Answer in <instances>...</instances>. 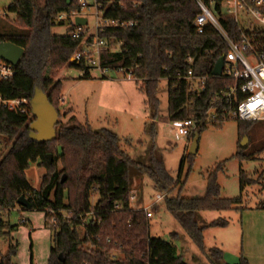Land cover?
Masks as SVG:
<instances>
[{"label":"trees","instance_id":"trees-1","mask_svg":"<svg viewBox=\"0 0 264 264\" xmlns=\"http://www.w3.org/2000/svg\"><path fill=\"white\" fill-rule=\"evenodd\" d=\"M97 1L104 21L135 23L130 29L105 27L97 33L109 46L121 43L119 51L107 50L101 55L100 66L108 72L120 71L136 81L149 112L150 121L145 126L149 137L155 136L157 94L162 80L167 83L169 122L193 121L196 127L189 136L192 138L207 125L218 129L224 122L220 111L212 122H206L204 114L233 81L211 75L215 62L226 53V45L211 29L207 28L202 35L195 33L192 24L198 10L193 0ZM74 9L75 0L69 6L65 0H10L6 13L13 15L16 23L13 30L0 34V43L14 44L23 50V55L14 67L13 78L0 83L2 98L30 101L38 89L58 112L61 79L57 75L65 66L81 72L78 80L92 79L90 69L82 62L69 64L82 37L73 38V32L64 36L51 34L57 16ZM220 23L230 39L238 41L244 35L257 54H264V30H243L230 16H222ZM92 39L89 37L86 43ZM188 74L207 78L201 93L187 91L184 77ZM32 121L11 107L0 109V138L8 146L5 154L0 151V238L8 236V231L13 229L2 215L20 210L16 201L24 197L31 210L45 214L47 225L54 231L48 264H186L177 256L171 242L148 235V219L143 210L130 207L133 183L130 169L148 179L155 193L165 196L166 211L200 251L205 228H222L227 222L219 220L200 226L196 215L228 211L242 203L241 196L229 200L220 197L216 178L221 165L207 172L202 197H170L183 183L171 178L161 155L153 147L143 161L135 162L121 150L120 140L113 132L92 131L74 117L57 123L52 142L39 144L28 136ZM238 123L242 137L246 127L241 125L243 122ZM48 156L52 158L51 163ZM236 158L248 159L242 155ZM33 163L46 172L38 189H32L25 178V171ZM57 163L62 167L60 170L56 168ZM253 184L240 170L239 191ZM92 194L99 197L94 207L89 202ZM171 236L176 238L174 233ZM110 251H118L122 257L115 258ZM14 255V248L9 247L7 257L0 264H12ZM205 257L208 264H225L217 248L210 249ZM237 264H247V261L240 258Z\"/></svg>","mask_w":264,"mask_h":264},{"label":"rangeland","instance_id":"rangeland-1","mask_svg":"<svg viewBox=\"0 0 264 264\" xmlns=\"http://www.w3.org/2000/svg\"><path fill=\"white\" fill-rule=\"evenodd\" d=\"M90 9L83 8L79 16L87 21L86 32L94 34L96 23L101 18L95 8L94 0H86ZM10 0L0 1V34L15 27V18L6 13ZM238 23L246 30L256 29L251 20L238 16ZM76 31L71 23L68 26L55 25L51 34L64 36ZM81 72L65 66L57 75L61 79V96L58 99V122L65 123L70 113L65 110L67 104L80 122L87 121L92 131L106 129L113 132L119 141L121 150L133 161L141 162L153 147L162 157L163 166L173 180L182 186L177 187L170 197L200 198L205 192V177L208 171L221 165L217 173L220 197L234 199L241 196V205L224 212H201L196 215L198 225H210L219 220L227 222L225 227H207L203 231L200 251L183 233L171 215L166 211L163 201L152 205L155 193L151 182L142 178L133 169L129 175L133 183L129 196L132 210L145 207L152 212L148 222V235L171 242L186 264H208L205 255L212 248L222 252L223 263L237 264L244 258L247 264H264V121L242 123L245 132L240 137L239 123L226 120L218 129L207 125L198 135L197 151L188 155L192 137H176L175 128L167 116V83L160 81L157 98L158 117L155 121L153 139L146 133L149 112L143 93L137 90L128 76L120 71H109L104 80L96 69H90L91 81L78 80ZM148 118V120H147ZM247 139L245 148L240 147L243 138ZM8 149L0 138V151ZM236 155L248 157L239 161ZM190 156V157H188ZM183 161V163H182ZM52 162V158H51ZM60 170V163L56 164ZM254 182L242 192L239 191V172ZM45 170L36 163L30 164L25 178L32 189H38ZM64 176H62L63 178ZM99 197L92 194L90 205L94 207ZM238 208V209H235ZM2 219L13 227L8 236L0 238V260L7 257L9 247L14 248L12 264H48L50 249L53 247L54 231L47 225L43 212L17 209L3 214ZM23 222V223H22ZM172 233L176 234L173 238ZM115 258H121L118 251H110Z\"/></svg>","mask_w":264,"mask_h":264},{"label":"built area","instance_id":"built-area-1","mask_svg":"<svg viewBox=\"0 0 264 264\" xmlns=\"http://www.w3.org/2000/svg\"><path fill=\"white\" fill-rule=\"evenodd\" d=\"M75 1L76 9L69 13H60L56 19L57 23L69 22L73 24L76 18H83L79 16L81 9H90L86 0ZM193 2L198 10V15L192 24L195 33L202 35L208 28L221 38L226 45V53L223 55V68L219 78L233 81V85L222 92L213 101V107L204 114L206 122L215 121L218 110L220 118L224 121L235 120L243 123L264 121V54H257L251 42L244 35L238 41L230 39L220 23L222 16H230L234 18L241 29L246 30L238 23V16H243L251 20L256 29L264 30V0H193ZM94 4L97 12L101 14L100 20L96 23L95 33L88 34L86 26L75 27L76 31L71 36L75 39L82 37V42L70 59L73 60L72 63L82 62L84 67L96 69L101 76H105L108 71L101 68L100 57L107 50L119 51L121 43L109 46V42L106 39H99L97 33L105 27L130 29L135 26V23L132 21H104L102 11H99L100 4L97 0H94ZM89 37L93 38L92 42L86 43ZM13 76L14 67L0 61V83L11 80ZM184 80L189 93L199 94L203 91L207 78L193 77L188 74ZM8 107H11L19 115L25 116L28 121L33 119L30 101L26 99L8 100L0 96V109ZM172 124L176 137H189L196 127L191 120ZM164 198L163 194H157L152 205L163 201ZM132 201H134V196L130 195L129 202ZM137 210H143L147 219L152 217V212H147L145 207H139Z\"/></svg>","mask_w":264,"mask_h":264},{"label":"water","instance_id":"water-1","mask_svg":"<svg viewBox=\"0 0 264 264\" xmlns=\"http://www.w3.org/2000/svg\"><path fill=\"white\" fill-rule=\"evenodd\" d=\"M71 0H65L66 6H69ZM87 21L84 18H76L73 25L76 28L86 26ZM57 26H68L69 22L64 24L57 23ZM23 55V50L12 43L1 42L0 43V61L5 62L13 67H15L21 56ZM223 56L218 58L212 69V77L219 78L222 73L223 68ZM73 60L70 59L69 64H72ZM31 115L33 121L29 126L28 136L32 141L39 144L49 143L55 139V127L58 123V112L49 103L47 96L40 90L35 89L33 96L30 100ZM198 134L195 133L190 145L188 155L194 156L197 151ZM247 145V139L244 137L240 143L241 148H245ZM49 163H51V157L48 156ZM64 181V177L62 181ZM16 206L24 210H31V206L24 197H20L16 201Z\"/></svg>","mask_w":264,"mask_h":264},{"label":"crops","instance_id":"crops-1","mask_svg":"<svg viewBox=\"0 0 264 264\" xmlns=\"http://www.w3.org/2000/svg\"><path fill=\"white\" fill-rule=\"evenodd\" d=\"M99 80H101V79H99ZM80 81H82V80H80ZM89 81H91V80H89ZM128 82H132L133 84H134V86H135V88L139 91V86L136 84V81H134L132 78H130V77H128V80H127ZM60 96H61V98H62V104L64 103V99H63V95L60 93ZM64 108H65V110H67L69 113H70V117L69 118H71V117H74L81 125H84V126H88L89 128H90V124L87 122V121H84V122H80L77 118H76V116L74 115V113H73V109L71 108V106H69L68 104L65 106L64 105ZM68 118V119H69ZM147 120H148V118H147Z\"/></svg>","mask_w":264,"mask_h":264}]
</instances>
